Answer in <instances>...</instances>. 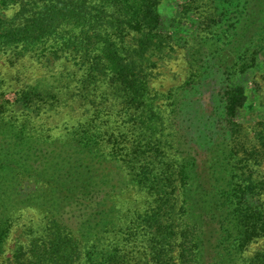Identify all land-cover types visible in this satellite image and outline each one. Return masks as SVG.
I'll use <instances>...</instances> for the list:
<instances>
[{
    "label": "trees",
    "instance_id": "16d2710c",
    "mask_svg": "<svg viewBox=\"0 0 264 264\" xmlns=\"http://www.w3.org/2000/svg\"><path fill=\"white\" fill-rule=\"evenodd\" d=\"M191 1L195 3L191 15L198 17L199 26L195 34L183 41L188 50L187 78L177 90L162 96L172 117L169 124L176 126L174 113L180 103L179 91L201 84L203 70L210 67L205 64L208 57L214 60L211 67L226 78L219 95L225 100L230 138H216L198 154L199 160L186 156L178 163L180 240L176 263L170 217L172 183L157 168L164 146L163 130L168 124L158 109L160 97L145 80L146 67L139 64L147 53L156 55L173 49L168 26L175 19L163 26L161 0H0V51L17 56L38 53L41 57L50 56L46 58L49 60L66 54L82 70L70 91L29 87L24 96L50 102L62 101L61 97L66 98L64 102L90 99V103L104 105L93 108L86 121L75 125L68 141L56 142L60 144L59 153L65 150L63 157L57 158L56 168L45 164L39 173L26 169L28 175L36 173L35 176L46 178L45 189L35 188L22 199L17 198L23 195L19 192L13 198L6 193L7 186L1 189L0 183V195L8 197L6 201L11 205L50 195V200L45 199L48 213L57 217L75 198L84 200L98 194L107 182L102 166L106 160H115L126 164L139 187L152 197L148 208L132 219L130 227L127 224L113 232L111 219L102 218L93 226L86 220L78 229L84 244H78L79 239L73 237L67 239L60 232L55 243L45 244L42 240V244L28 249L25 258L21 256L22 248L17 249L12 264H264V247L250 258L244 257L251 243L264 238V200L260 198L264 193V113L253 133V149L240 153L228 145L239 133L241 127L235 118L247 102L245 87L232 79L250 71L259 59L255 49L259 42L256 44L254 39L264 29L263 0H251L240 22L238 38L223 42L210 33L220 22L216 0ZM11 9L15 10L11 17L2 13ZM178 18L176 22L187 19L183 15ZM250 30L251 37L243 42ZM67 86L69 83L64 84ZM102 87L112 90L107 105L102 92L95 95ZM259 107L264 112V94ZM26 139L31 141L29 136ZM105 140L112 150L125 143L129 154L118 158L114 150L104 153ZM36 150L41 156L39 149H33L32 154ZM3 166L0 172L5 171ZM254 167H263L262 176L254 177ZM62 168L67 170V183L62 181L63 173L59 174ZM50 170L58 173H48ZM9 204L0 209V234H5L10 225ZM109 231L124 236V241L142 231L146 244H140L144 247L141 253L128 255L127 244L105 234ZM3 245L0 242V253Z\"/></svg>",
    "mask_w": 264,
    "mask_h": 264
},
{
    "label": "rangeland",
    "instance_id": "374dc122",
    "mask_svg": "<svg viewBox=\"0 0 264 264\" xmlns=\"http://www.w3.org/2000/svg\"><path fill=\"white\" fill-rule=\"evenodd\" d=\"M161 2L160 10L164 12L163 26H167L170 20L175 19V22L171 21L173 25L168 26L173 49L156 55L147 53L139 64L146 67L144 69L145 80L149 83L150 90L156 93L158 98L160 97L157 103L158 109L168 124L167 129L164 127L163 130L164 146L157 168L159 173L172 183L173 196L170 200L172 202L170 217L174 230L172 256L174 262L177 263L180 240L177 236L180 224L178 219L180 206L178 163L186 156L199 160L198 154L201 151L208 149L216 138L229 140L230 132L225 120V100L219 95L221 94L219 93L220 88L226 85V78L220 71L217 72L211 67L214 60L208 57L205 59L208 61L205 64L209 63L210 67L208 70H203L205 73L201 84L179 91L180 103L176 108V114L174 113L176 129L169 124L172 117L170 118L168 114V102L162 96L177 90L187 78L188 50L184 48L183 41L184 38L197 32L199 20L197 16L194 18V15H191L194 13L192 11L195 7L194 1L161 0ZM250 3L251 0H216L220 22L212 27L210 32L212 36L222 42L237 39L241 33L240 22ZM262 3L264 9V0ZM14 12V9L2 11L8 17H11ZM180 15L187 19L184 21L181 18L178 21L180 25H176L178 23L176 19H179ZM249 37H251V30L242 41H247ZM254 40L256 44L259 42L255 47L259 58L256 66L232 79L233 83L242 84L245 87L247 96L246 106L235 118L241 127L239 133L236 138L228 142L231 149L237 148L240 153L245 149H253V133L264 113L259 107L260 97L264 94V29ZM47 57L50 56L41 57L38 53L17 56L11 52L0 51V131H3L0 133V166L4 165L5 170L0 172V183L3 185L1 189L7 186L6 193L12 195L13 198L19 192L23 195L19 194L17 198L22 199L35 188L45 189L46 178L43 180V177H38V174L35 176L36 173L28 175L26 171L29 170L26 169L39 173L42 165L45 164L56 168L57 158L63 157L65 152L63 150L59 153L60 144L56 142L68 141L75 132L73 129L75 125L86 121V118L93 112V108L101 109L104 106L103 104L98 105L97 102L90 103V99L64 102L63 99L66 98L61 97L62 101L50 102L49 99L24 96V92L29 87L48 91H70L73 88L75 77L82 74L79 66H75L66 54L60 55L55 60L46 59ZM66 83L70 86L64 87ZM99 92L105 96V105H107V99L112 90L102 87L101 91L95 94L96 97L100 94ZM116 109V107L113 108V110ZM118 109H122V105H118ZM27 136L31 138V141L26 139ZM22 137L23 140L20 141ZM111 148L112 146H109L105 140L104 153L114 150L118 158H123L130 152L125 143L116 145L113 150ZM33 149H39L42 155H37L39 153L37 150L32 154ZM106 162L102 168L107 182L102 186V190L84 200L80 197L75 198L67 203L57 217L48 213L46 200H50V195L40 196L20 205H11L6 201L8 197L0 195V209L9 204L8 219H11L6 233L0 234L2 238L0 242L4 244L0 253V264H12L17 254L16 250L20 247L22 248L21 256L25 258L28 249L35 244H42V240L46 241L43 242L45 244L55 243L60 232H63V236H67V239L73 237L79 239L78 244H84V236L79 233L78 229L86 220H90L93 226L98 221L101 222L102 218L111 219L114 222L111 227L113 232H117L127 224L130 227L132 219L148 208L152 197L139 187L126 164L115 160H106ZM9 169L12 171H7ZM253 170L256 172L254 177L262 176L263 167H254ZM48 173H58V171L50 170ZM62 173V181L67 183L69 181L67 170L62 168L59 174ZM51 184L50 181L49 185ZM260 198L264 200V193ZM98 211L101 212L100 216ZM141 233L142 231H139L130 241L126 239L124 241V236H119V233L113 234L109 231L105 234H109L111 238H118V243L121 242L120 244L124 246L127 244L126 252L130 255V252H142L144 247L140 244L146 243H143ZM95 234H97L96 230ZM99 235L103 236V232ZM263 247L264 238H260L248 246L244 257L250 258Z\"/></svg>",
    "mask_w": 264,
    "mask_h": 264
}]
</instances>
